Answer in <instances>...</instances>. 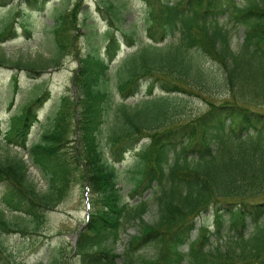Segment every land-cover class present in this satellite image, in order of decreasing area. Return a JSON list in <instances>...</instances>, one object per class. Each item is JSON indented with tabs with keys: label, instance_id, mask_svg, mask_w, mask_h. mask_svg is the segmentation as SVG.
I'll list each match as a JSON object with an SVG mask.
<instances>
[{
	"label": "trees",
	"instance_id": "trees-1",
	"mask_svg": "<svg viewBox=\"0 0 264 264\" xmlns=\"http://www.w3.org/2000/svg\"><path fill=\"white\" fill-rule=\"evenodd\" d=\"M21 1L41 10L48 0ZM143 1L152 41L141 46L142 55L139 49L129 53L116 73L115 87L124 100L115 107L107 137L110 158L99 135L110 101V64L122 46L116 30L129 45L135 42L133 33L119 23L122 3L116 0H100L108 23L104 50L89 40L87 50L78 57L73 73L75 100L63 94L50 124L28 147V135L38 121L37 110L49 94L47 89L24 103L4 131L0 129L7 143L27 148L30 162L48 180L46 189L37 190L27 176L29 167L23 156L0 158L4 185L0 251L6 248L2 232L37 230L44 211L63 200L79 174L95 193L94 209L76 238L80 264H264V0ZM10 2L0 0V5ZM78 6L79 0L55 17L52 57L12 59L0 48V66L40 73L61 64L62 56L75 46L76 32L71 28H79ZM87 19L85 15L83 24ZM225 20L243 27L237 48ZM13 33L8 21L0 36ZM203 55L223 69L219 88L228 95L220 102L209 100L205 110L182 118L170 103L172 92L197 88L211 93L217 86ZM147 76L154 77L147 97L136 103L125 101L140 91L141 80ZM157 82L165 93H153ZM141 101L155 103L141 107ZM145 132L149 138L140 143ZM133 148V185L126 194L120 185L119 162ZM151 202L157 206L154 221L144 218ZM6 209L25 213L32 229L29 223L9 220ZM209 210L213 211V229L207 222L198 223L200 214ZM131 223L138 228L129 235L123 252L115 251L113 244ZM147 245L153 246L151 254L141 252Z\"/></svg>",
	"mask_w": 264,
	"mask_h": 264
},
{
	"label": "rangeland",
	"instance_id": "rangeland-1",
	"mask_svg": "<svg viewBox=\"0 0 264 264\" xmlns=\"http://www.w3.org/2000/svg\"><path fill=\"white\" fill-rule=\"evenodd\" d=\"M76 1L48 0L41 10L26 6L21 0H11L7 5H0V31L6 22L11 21L14 32L13 36L10 34L5 37L0 36L1 50L12 59L31 60L52 57L55 51L51 32L52 23L59 13L73 8ZM116 1L122 3L123 19L119 23L133 33L135 42L129 45L121 31L116 30V34L122 39V46L110 65L112 71L107 80V84L111 88L110 101L109 107L103 115L99 135L100 144L109 158L107 137L113 126L115 107L123 100L122 95L115 87L116 73L123 68L125 58L129 53H136L139 49L138 55H142L141 46L151 41L146 30L147 6L144 1ZM102 10L103 4L100 0H79V6L75 12L76 24L79 28H71L72 33L76 32L75 46L62 56L61 64L52 66L42 73L10 65L0 66V121L3 128L9 122L11 115L21 111L25 102L36 94L42 93L45 89H49V96L38 108L39 119L30 129L27 147L31 141L39 138L43 129L50 124L51 118L59 107L61 96L69 94L74 99V83H72L71 78L78 64V57L87 50L88 41L99 45L100 50L103 51V33L108 27V23L102 16ZM85 15L88 17L87 24H83ZM225 23L232 34V45L237 48L242 40L243 27L233 25L226 20ZM26 29H29L30 32L28 33ZM87 32H89V36L86 35ZM195 53L200 55L197 51ZM201 59L214 76L217 86L211 93L197 88L190 90V92H172L170 103L172 107L179 110V112L177 111L179 115H184L182 118L193 117L207 108L209 100L220 102L228 95L224 88H219V83L224 74L219 63L205 55L201 56ZM14 74L15 79H13ZM153 79V76L142 78L140 91L127 98L126 101L136 103L147 97V86ZM153 93L157 95L165 93L160 87V82L154 86ZM151 99L161 101L160 98L152 97ZM150 102L155 103V101ZM140 103L141 107L153 106L145 101ZM262 109L264 110V104ZM74 136L75 134L72 135V137ZM147 136L146 132L143 133L139 142L147 140L149 138ZM135 152V148L128 151L125 154V159L119 164L120 185L126 194L132 187L131 176L136 162ZM13 155L23 156L27 159V149L9 144L0 136V158L5 159ZM27 176L35 184L37 190H44L48 186L47 177L36 165L30 166ZM3 188L4 185L0 183V195ZM86 195L91 203L89 209L92 210L94 209L95 193L88 188L86 180L77 174L63 200L55 207L44 211L43 224L37 230L2 232L1 240L6 248L0 251V264H38L54 259H56L55 264H80L79 256L75 254V249H73L71 235L86 223ZM6 216L9 220L20 224L22 222L29 223V217L20 211L6 209ZM144 218L148 221H154L157 218V206L153 202H151L149 211L144 214ZM200 221L209 223L210 229H213V211L201 213L198 217V223ZM31 227L29 223V228L32 229ZM137 228L136 224L131 223L121 230L120 239L113 244L115 251L123 252L129 235L134 233ZM196 231H193L194 237ZM152 247V245H147L141 249V252L151 254L153 252ZM183 248L187 249L188 245L184 244ZM184 264L190 263L187 261Z\"/></svg>",
	"mask_w": 264,
	"mask_h": 264
},
{
	"label": "water",
	"instance_id": "water-1",
	"mask_svg": "<svg viewBox=\"0 0 264 264\" xmlns=\"http://www.w3.org/2000/svg\"><path fill=\"white\" fill-rule=\"evenodd\" d=\"M76 235V234H75ZM75 235H74V237H75Z\"/></svg>",
	"mask_w": 264,
	"mask_h": 264
}]
</instances>
